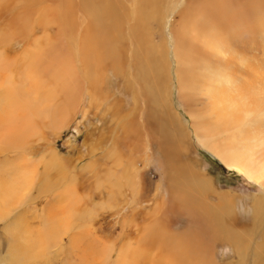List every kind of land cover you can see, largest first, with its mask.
Segmentation results:
<instances>
[{"label": "rangeland", "instance_id": "rangeland-1", "mask_svg": "<svg viewBox=\"0 0 264 264\" xmlns=\"http://www.w3.org/2000/svg\"><path fill=\"white\" fill-rule=\"evenodd\" d=\"M139 1H100V20L110 25L123 51L119 63L105 61L85 78L80 42L91 18L80 8L82 0H0V111L9 109L3 93L12 88L39 96L42 112L32 114L33 105L26 115L14 107L0 124V191L9 190L0 192V264H132L136 257L133 264H253L254 251L264 247V220L257 223L251 209L253 199L264 195L263 186L198 143L188 113L209 110L206 96L193 85L224 74L248 88L249 103L254 99L264 108V0L244 3L247 16L248 4L257 3L252 18L261 29L255 31H240L232 19L236 5L221 3L229 29L220 34L227 40L220 55L190 43L185 33L188 28L194 34L205 23L211 27V0H152L141 8L146 30L135 13ZM155 46L153 65L148 51ZM138 66L170 87L171 109L185 133L175 144L165 143L149 120L148 109L155 105L141 93ZM92 78H97L93 85ZM8 125L25 128L17 134ZM5 131L12 134L9 141ZM174 170L210 180L207 191L189 193L204 208L220 207L218 195H226L232 209L220 217L222 235H214L208 220L204 223L202 209L198 214L191 210V217L171 199L184 191L180 174L177 186L170 182ZM233 237L241 251L234 248ZM195 245L196 252L185 254ZM30 247L29 257H15Z\"/></svg>", "mask_w": 264, "mask_h": 264}, {"label": "bare ground", "instance_id": "bare-ground-1", "mask_svg": "<svg viewBox=\"0 0 264 264\" xmlns=\"http://www.w3.org/2000/svg\"><path fill=\"white\" fill-rule=\"evenodd\" d=\"M100 1L101 0H82V3L79 5L80 8L85 13H87L88 17L91 18V20H90L91 24L87 28L85 35L82 38V41L80 42V62H81L80 68H81L85 78L90 77V74H89L90 68H94L97 71V68L105 61H109V62L114 63V64L119 63L120 58L122 56V51H123L122 46L117 43L116 39L112 35L110 25H103L101 20H100L99 15L102 14L101 4L99 5ZM151 1L152 0H140L138 3L140 6L136 5V7H135V13H138L141 16L139 25H142L144 27V30H146L145 24L147 21V14L145 12H142L141 8L145 4L146 5L149 4ZM225 1H228V0H211V3H210L211 4V16L213 17V19L211 18V24L209 23L211 27L205 25L206 24L205 23L201 29H197L196 31H194V34H193V31L188 29V28H186V30H185V33L187 34V36L188 37L190 36L188 39V41L190 43H192L196 46L202 45L203 46L202 49L205 51L207 49V51H209L210 54H211V52H212V54L214 52H216L218 55H220L222 45H224L225 43L227 44V42H226L227 40L222 39V37L220 35L222 33V31L229 29V28H225L224 21L220 15V10H221V8H223V4H221V3L225 2ZM230 1H232L237 7V10L234 13L232 19L236 23V27L241 29L240 31L246 30V29L252 31V30L256 29L257 27L259 29H261L260 21L258 19L255 20L254 18H252V16H254L256 14L257 3H249L248 4L247 13L249 16H251V17H249L244 12V3L246 0H230ZM91 5H98V6H94V8L92 9ZM73 8L75 9V7H73ZM150 9H152V8H150ZM200 10L202 11V9H200ZM216 11H218V15L215 17L214 14L216 15V13H214V12H216ZM207 12L208 11H206L205 14H207ZM70 14H71V12L67 13L66 17H69ZM247 17H249V21L252 20L251 23H255V24L251 25V26H250L251 23L247 24L245 22V19ZM109 21H112V20L110 19ZM105 24H107V22H105ZM194 25H196V24H194ZM69 27H70V30H69L67 38H68V40H72L73 36H72V34L70 35V33L72 31V28H74V23H72ZM244 36H246V35H244ZM142 37L143 36H141L140 38H142ZM197 39H199V40L202 39L203 44L201 42H199ZM214 44L220 45V47H215ZM158 47L159 46H155L152 50L148 51V57L152 55L151 51H154V50L157 51ZM194 49H196V48H194ZM174 50L177 51V57H179V56L182 57L181 53L178 52L179 49H176L174 47ZM181 51H182V48H181ZM238 51H240V50H238ZM185 55H186V53H185ZM228 58L232 59L231 57H228ZM238 58H241V57H238ZM243 58H244V56H243ZM191 59H192V57H191ZM193 59H194V57H193ZM150 60L151 61L153 60V63H151V61H150V63L154 65L155 64L154 57L151 56ZM238 60H240V59H238ZM186 61H188V60H186ZM188 62L191 63L190 60ZM243 62L244 61H242L241 63H243ZM186 65H187V63H186ZM245 65L248 67L247 63ZM244 68H245V66H244ZM146 69L147 68L144 66H142V67L138 66V69L136 70V75H137L136 81L141 85V88H142L141 93L144 94L145 100L150 101L151 103H153L155 105V107H149L147 115H150L149 120L154 121V124H155L154 126H156L158 128L159 132H161L162 138H163L162 140H164V142L167 144H172V143L175 144V142L179 141L182 138V136H184L185 133H184V129L182 127V124L177 120V118L175 116V112H173L171 109V105H170L171 102L169 101L170 100V94H169V96L167 94L168 84L166 81L156 82V81L152 80L151 78H149V75L147 73L145 74ZM148 69L153 73H158V69L155 67L150 66V67H148ZM74 71L73 70L71 71V77L72 78L76 77V74ZM188 73H190V72L188 71ZM187 75H189V74H187ZM191 76H193V75L191 74ZM203 79L204 78H202V80ZM253 80L256 82H259V80H257V78L256 79L253 78ZM96 81H97V78H92V80L90 82L91 85L95 84ZM193 89H194V91L200 92L201 94L203 93L206 96L205 98L207 100V105H208V109H209L206 111H189L188 112L189 116L191 118V121H192V127L194 130L197 142L200 143L202 146L206 147L207 149H209L211 152L215 153L218 157H220L228 167L236 170V172L241 174L247 180H250V181H253L255 183L260 184L261 186H263V189H264V108H259V105L253 104L252 102L254 101V99H253V101L251 100L252 102L249 103V100L247 97V92H246L248 90V88L246 86H243L241 84L240 80L238 81L237 79H234L232 77L230 78L229 74H224L221 78L204 79L203 83H200V84L195 85V86L193 85ZM3 94L7 99L9 109L6 111V113H4L3 110L0 111V124L5 122V120L7 119V115L10 112V109H13L14 107H17V108L23 110L26 115H29L30 106L34 105V108L32 110V114H38V113L40 115L42 114V112L38 110L39 96L33 97L26 91H22L21 89L16 90V89H12V88L6 89ZM183 97H184L183 91H182V88H180L179 98L183 99ZM31 98H32V101H31ZM30 121L31 120H28V122H30ZM5 128H8L9 130L16 132L17 134H22L25 126L20 127V126L8 125ZM3 135H4L5 141H9L12 138V134L9 132L5 131ZM156 135H157V133H156ZM159 136H161V135H159ZM5 145H6V143H5ZM54 158H56V157H54ZM178 174H180L183 177L182 178L183 179L182 184H184V191L181 194H177V192L180 191V190H178L177 192L174 193V195L171 197V199L174 202H177L179 204V206L185 210L186 214H189V216H191V217L194 216V213H192L191 210L194 209L195 213L198 214L200 209H202V214H204L207 217V219L203 215H199V216L204 219V223L206 224L207 220H208L209 224L211 225V231L214 233V235H222V233L224 232V227L220 223V217H221V215L224 216L225 214H228L227 211L232 209L231 207H229V203H228L226 195L225 194L218 195V200L221 201V203H222L220 207L211 206V209L204 208L197 201V199L194 196L192 197V195H189V193L191 192L192 194H196L197 192L207 191L210 188V182H209L210 180H208L206 177H199V176H194V175H190V176L185 177L179 171L174 170V173L170 178V182L172 183L173 187L177 186L178 181H180V179L177 178ZM128 178H130V177H128ZM8 191H9L8 189H5L4 191L1 190L0 192L2 195H5V193H7ZM3 200H4V198L1 197L0 202H3ZM232 205H234V204H231V206ZM251 209H252V216L257 223L264 220V195L255 197L253 199ZM242 233L243 232H241V235H242ZM227 235L228 234L226 233V236ZM244 235H246V233ZM250 236H252V235H250ZM262 236L264 237V228L262 231ZM235 238H237V237H235ZM235 238H234L233 246L236 250L241 251L240 247L238 246V244H240V241H238V244H237V242H236L237 240ZM192 239H193V237L191 238V240ZM198 239H200V238H198ZM170 240H171V238H170ZM242 240H244V239H242ZM197 241H196V244H198ZM227 241L229 242V240H227ZM29 243H30V241H27V242H23V244L19 243V245H20V247H24L25 245H28ZM185 243H183V245H185V247H187ZM191 243H193V242H191ZM241 243H242V241H241ZM246 244H247V242H246ZM126 247H128V246H125V248ZM195 247H196V245L194 247H192L191 250H190V248H189V250L187 249L188 251H186L185 254H189L192 251L196 252ZM243 247H244V243H243ZM31 248L32 247L27 248L23 251H18L15 254V257H18V256L29 257ZM125 248H123V249H125ZM247 248L249 250V245ZM243 251H244V249H243ZM22 252H25V253H22ZM124 252H125V250H124ZM178 252H180V249H178ZM182 252H183V250H182ZM205 252H207V251H205ZM210 252H211V250L208 251V254ZM254 252L255 253H254V257H253L254 258L253 264H264V247L259 248V246H258L256 248V251H254ZM121 255L123 256V254H121ZM145 255H147V254H145ZM174 255H176V254L174 253ZM147 259H149V258H147ZM137 260H138L137 257L134 258L132 264L134 262H136ZM176 261H178V260H176ZM122 262H124L123 259H122ZM180 262H179V264H180Z\"/></svg>", "mask_w": 264, "mask_h": 264}]
</instances>
